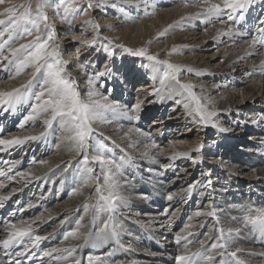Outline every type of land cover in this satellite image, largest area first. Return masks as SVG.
Listing matches in <instances>:
<instances>
[{"label":"bare ground","instance_id":"6f19581e","mask_svg":"<svg viewBox=\"0 0 264 264\" xmlns=\"http://www.w3.org/2000/svg\"><path fill=\"white\" fill-rule=\"evenodd\" d=\"M79 1L86 11L77 14L76 25L62 22L63 11L60 9L57 14L58 0H50L48 10L44 11L49 19L48 28L59 45L61 59L66 62V72L76 81L81 96L87 98L89 76L94 78L108 66L110 75L94 79V87L101 95H107L109 102H117L128 109V115L104 112V120L93 125L95 139L90 142L95 145L102 141L107 146L103 155L115 163L105 166V170L121 166L117 191L123 201L114 214L119 238L100 242L89 236L103 227L102 221L108 219V214L95 213L93 222L96 181L83 183L80 169L84 165L78 163L82 156L74 150L69 134L58 120L53 122L51 129H46L43 121L48 116L43 114L20 128L32 108L22 111L16 110L17 106L7 111L0 108V138L39 136L42 132L45 135L0 151V171L5 173L0 176V184L4 185L0 187V197H11L0 207V241L7 236V225L21 226L22 221L25 224L35 221L32 238L41 236L44 239L38 247H32L29 237L23 240L28 251L36 254L33 264H75L77 260L80 264H89V257L93 258L92 264H171L170 255L177 258L186 251L196 252L201 249V242L205 251L208 244L218 242L220 229L226 236L231 229L232 235L227 237L228 246L224 251H235L243 260L255 258L257 263L264 264V248L251 236L252 224L248 223L250 216L264 212V34L258 31L264 28L261 23L264 21V0H249L244 9L232 12L231 15L243 16L242 20L234 16L235 21L228 19L227 10L219 17L196 18L195 14L200 11L192 8L198 0H191L188 6H185L186 0H111L133 1V12L139 16L134 23L129 21L133 13L128 8L107 4L106 10L101 2L109 3L108 0ZM212 2L220 3L221 0ZM89 3L93 5L90 9ZM4 8L0 5V12ZM183 9L188 12L185 14ZM182 17L191 18L182 20ZM0 19L6 20L7 16L0 15ZM86 20L100 25L101 35L97 39L100 43L106 41L104 37L111 36L117 38V45L123 44L133 50L147 47L149 54L181 66L182 70L177 73L180 83L193 84L200 103L217 111L213 122L217 125L222 120L232 126L220 131L219 125H205L198 116L193 118L195 113L189 115L184 104L189 103L194 108L195 102L187 93L180 94L182 90L175 81L163 79L166 66L152 67L144 58L125 56L119 48L115 52L112 49L109 56L104 46L95 50V44L85 46L84 41L96 36V30L84 24ZM203 23L209 24V28L202 29ZM234 24L249 35L253 32L251 39ZM3 27L0 25V30ZM40 27L42 38H46L49 32L44 24ZM229 27L233 29L230 35L226 34ZM165 29V36L159 37ZM254 38L258 42L250 47ZM3 39H7V33ZM31 39L25 36L9 41L0 51V58L10 55L9 46L18 47ZM196 41L198 43L194 44ZM174 46L176 53L169 55ZM214 48L217 50L206 58L203 52ZM104 57L103 65L96 69ZM218 59V63H212ZM189 68L193 71L189 72ZM32 72L33 68L28 67L18 77L10 79V75H15L14 66L8 69L0 66V90L10 91L27 84ZM258 73L263 76L256 79L254 76ZM241 75L252 77L251 84H244L247 79L239 84L236 76ZM41 83L42 77L37 76L26 92L22 89L25 99L20 102L21 108L33 106L30 93L32 95L36 87L39 92ZM34 102V105L38 103L35 98ZM136 104L141 107L134 111ZM149 118L153 120L146 125ZM236 118L240 120L236 122ZM136 129L149 135L142 136ZM245 130L250 132L249 136H244ZM101 132L102 137L98 135ZM151 144L159 148L146 147ZM200 145L203 147L198 152L196 149ZM145 152L148 155H143ZM181 152L188 155L176 156ZM91 154H94L92 147L89 148ZM173 156L176 158L172 159ZM40 160L48 163H38ZM88 167L93 169L94 176L101 175L99 163L90 162ZM20 173L27 175L22 177ZM100 183H103L102 176ZM190 186L192 191L188 192ZM170 194L173 195L171 201L167 199ZM84 205H88L87 212ZM209 211H214L215 216L207 215ZM198 212L201 215L197 216ZM73 231L77 235L69 236ZM178 235L187 236V240L177 244ZM73 247L76 251L71 256L65 252L43 255L54 248ZM38 250H41L39 254ZM5 251L0 243V264H11ZM217 251L209 254L215 255ZM57 256L61 259L57 260ZM65 256L68 258L64 259Z\"/></svg>","mask_w":264,"mask_h":264},{"label":"snow or ice","instance_id":"6c2138e0","mask_svg":"<svg viewBox=\"0 0 264 264\" xmlns=\"http://www.w3.org/2000/svg\"><path fill=\"white\" fill-rule=\"evenodd\" d=\"M9 0H0V5L8 4ZM188 3H191V0H186L185 6H188ZM249 0H221L220 3H213L212 0H198L197 6L202 9V11L195 14L196 18H201L207 20L212 16H221L225 14L226 10L228 12V19L235 21V17L231 15L232 12L237 10L244 9ZM48 6V0H36L35 10L31 7V2L28 0L27 7L23 4H12L11 6L5 7L3 12H0V15L7 16V19H0V25H3V29L0 30V51L4 50L6 46L9 45V41H12L14 38L23 39L25 36L32 37L27 43H21L18 47H8L10 53L9 56H3L0 58V66L5 69H8L9 66H14L15 75H10V79H15L18 77L26 68L32 67V79L28 81L27 84L21 85L19 88H12L10 91L0 90V108H3L4 111H7L9 108L14 109L16 104L22 102L25 97L22 93V89L26 92L29 86L32 84L33 80L37 76L42 77V83L39 85L40 91L33 93L34 98L38 101L37 104L32 106V111L24 117V121L19 125L20 128H23L24 125L30 121L38 118L39 115H47L48 118L44 119L43 124L46 129H51L53 122H59L61 128L69 134L68 138L72 141L75 146V151L78 155L82 156V160L78 161L84 165L80 169V174L83 177V183L87 184L89 180H95V192L97 194L96 204L93 205V222H95V213L105 212L108 214V219L103 220V227H100L98 231L94 234L90 233V237H94L97 241L103 242L109 239H118L119 238V228L114 223V214L118 205L123 201V197L118 193L117 186V175L120 174V165H115L113 167L105 166L112 165L115 162L107 160L103 153L107 151V146L102 142L98 141L95 145L90 144L91 141L95 139L94 133L96 129L93 125L98 121L104 120V112H111L113 114L128 115V109L121 106L117 102H109L107 95H101L94 87V79H99L106 75H110L111 69L108 66H105L104 71H99L95 74V77L89 76L87 83L90 86L87 91V98H83L81 93L77 90L76 81L71 78V76L66 72L65 64L66 62L61 59V53L58 50L59 45L55 43L54 35L51 34V29L48 28L49 19L44 11ZM89 9L93 7L91 3L87 6ZM23 8L22 12L18 10ZM62 8L63 15L61 16L62 22L67 23L69 26L72 25L73 19L69 17H75L76 14L82 13L83 11L79 6H72L68 3V0H58L57 4V14ZM191 17H182V20L190 19ZM241 20L243 16L239 17ZM264 24V21H261ZM44 24L45 30L49 32L46 38L41 36V27L40 25ZM84 24L90 25L96 30V36L91 41H84L85 46H93L97 39L100 38V25L95 24L92 20L84 21ZM172 28V25L168 26ZM258 31L264 34V28H259ZM167 29L160 32L159 37L165 36ZM233 29L228 28V35L232 34ZM5 33H7V39H3ZM35 33V35H34ZM104 40L107 41V44L104 45V50L108 52V55L111 56L112 52L109 50V47L113 44V41L108 37H104ZM257 39H253L252 45L254 46L257 43ZM151 43V41H149ZM51 45V46H50ZM116 47L123 49L129 55L134 57H141L151 62L152 67L163 65L166 66L167 71L164 73V80L171 79L175 81L179 88L182 90L180 94L187 93V96L191 101L195 102V107L192 108L189 103H185L184 107L189 109V115H195L199 117L200 122L205 125L211 124L213 127L217 125L213 122L212 118L217 115V111L209 110L207 107L200 103L199 98L196 97L193 89L194 85L191 83H180V80L177 76L182 69L181 66L175 65L170 62V60H161L158 58V55L149 54L147 47H140L133 50L128 48L123 44L116 45ZM177 49L174 46L169 55L176 53ZM264 64V62H262ZM148 66V65H146ZM83 67V64H81ZM189 72L193 71L191 68L187 69ZM199 74V73H197ZM163 82V81H162ZM157 91L158 90H154ZM47 97V98H45ZM178 104L179 100L176 101ZM141 107L140 104L134 106V111L139 110ZM131 118V117H130ZM132 129H129L131 132ZM138 133L142 136H148V133L140 132L139 129H136ZM220 131H226L224 128H220ZM45 135L44 132L37 135H27L23 138L13 136L11 138H0V151L7 150L14 146L22 145L29 140H38ZM99 136H103V133H99ZM128 133H125L127 136ZM108 139V138H105ZM169 144H172V141H169ZM92 147L94 154L89 155V148ZM146 147L159 148L156 144L147 145ZM203 145H200L196 151H200ZM143 155H148L145 152ZM188 153L181 152L176 153V156H187ZM176 156L171 157L175 159ZM199 159V158H198ZM198 159L195 162H198ZM90 162H96L101 165V175L94 176L93 169L88 167ZM38 163L47 164L48 161L40 160ZM14 167V165H13ZM168 167V166H166ZM11 170V169H9ZM5 173L0 171V176H4ZM22 177L27 175L26 173H20ZM207 175V173H205ZM102 176L103 183H100ZM208 185H211L209 180ZM0 187H4L3 184H0ZM75 191V190H74ZM192 191V186L189 187L188 192ZM10 196L0 197V207L4 206V202L9 200ZM146 198V197H145ZM168 200L173 199V195L170 194L167 197ZM84 211H88V205H84ZM197 216L201 213H197ZM209 216H215L214 211H209L207 213ZM37 219H40L39 217ZM82 219V218H81ZM35 223L25 224L21 222V226L16 224H9L6 226L5 231L7 236L5 239L0 241L5 249L11 248L13 245L20 244L25 237L32 239V247H38L39 242L44 239L41 236H35L32 238V225ZM248 223L252 224L258 230L264 232V212H260L255 216H250ZM238 231V230H237ZM69 236L75 237L77 235L76 231L68 233ZM191 235V233H189ZM232 235V230L230 229L227 233V236L224 233L223 229H220V235L217 237V243L211 245L212 249L219 250L215 255L206 254L201 250L196 252L188 253L178 256L176 259L179 264H200V261H203L204 264H227L223 257L226 255L224 249L227 248L228 242L227 237ZM67 239V236L65 237ZM182 240H187V236H176V243L180 244ZM204 248L203 242H201V249ZM76 251V248L71 249H52L51 251H46L43 253L44 256H52L54 252H65L68 256H71ZM28 252L27 246L22 252L16 253L17 256H25ZM35 255V253H31ZM217 255L221 259L217 262ZM236 252H231L232 257H236ZM68 256L63 257L67 259ZM57 260L61 257H55ZM99 259V258H95ZM92 257H89V264H92ZM15 264H20L19 260L15 261ZM75 264H80L77 260ZM243 264V262H239Z\"/></svg>","mask_w":264,"mask_h":264},{"label":"rangeland","instance_id":"374dc122","mask_svg":"<svg viewBox=\"0 0 264 264\" xmlns=\"http://www.w3.org/2000/svg\"><path fill=\"white\" fill-rule=\"evenodd\" d=\"M50 0H48V2H49ZM171 1H175V0H171ZM19 2V3H18ZM30 2H31V7H32V9L33 10H35V8H36V1H34V0H30ZM68 2H69V4H73L72 6H81V3H80V1L79 0H68ZM77 2V3H76ZM108 2L109 3H103V2H101L102 4H103V8H105L104 6L105 5H113L114 6V4H117V6L118 7H121L122 9H125V10H130V13H133V16H130L129 18H130V23H134L135 21L137 22L138 21V17L139 16H137L138 15V13L136 14L135 12H133V7H134V4H133V1H132V3H131V1H128V2H130V3H128V2H125V1H111V0H108ZM17 4V5H19V4H23V5H25V7H27V4H28V0H9V3L8 4H5V5H3L4 7H8V6H11L12 4ZM185 3H186V1H185ZM33 4V5H32ZM35 4V5H34ZM164 4V3H163ZM195 5L197 4V3H194ZM143 5L144 4H142L141 5V7H143ZM157 5V4H156ZM146 7H148V5L146 6ZM81 8V7H80ZM102 8V9H103ZM128 8V9H127ZM45 9H47V7L45 8ZM44 9V10H45ZM82 9V8H81ZM106 10H107V8H105ZM150 9V8H149ZM193 10H199V11H201L202 9L200 8V7H198L197 5L196 6H194L193 8H192ZM24 9L23 8H20L18 11L19 12H22ZM48 10V9H47ZM61 10H62V8H61ZM117 10H119V11H122L121 9H117ZM184 11H185V9H183ZM63 11V10H62ZM153 12L155 11V8H154V10H152ZM151 11V12H152ZM188 12V10H186L184 13L186 14ZM109 13H111V12H108L107 14H109ZM80 14V13H79ZM78 14V15H79ZM135 14H136V16H135ZM151 14V13H150ZM232 16H237L238 18L240 17L239 15H235V14H233ZM135 18V20H133V18ZM70 18V17H69ZM77 18V14L75 15V17L73 18V17H71V19H73V23H72V25H76L77 24V22L75 21V19ZM132 18V19H131ZM137 19V20H136ZM234 27H236L239 31H241V32H243L246 36H250L249 37V39H251V36L253 35V32H252V34L251 35H249L245 30H243L240 26H238L237 24H234L233 25ZM202 27V29H208L209 28V24H207V23H203V25L201 26ZM109 39H111L112 41H113V44L109 47V50L111 51L112 49H113V51L115 52V49H118V47H116V45H117V43H115L117 40V38H112L111 36H109L108 37ZM199 38L200 37H198V40H199ZM15 42V41H14ZM102 42V41H101ZM192 43H193V41H191ZM195 43H198V41H196V42H194V44ZM104 44H107V41H103V43H100V41H97L96 43H95V45H94V47H93V49L95 50V49H97V48H99V47H101V46H104ZM261 47V46H260ZM119 49H121V48H119ZM118 49V50H119ZM217 50V48H214V49H210V51L208 50V51H206V52H203L204 53V55H205V57L206 58H208V56H210L212 53H214L215 51ZM94 52V51H93ZM106 52V51H105ZM123 54L125 55V56H129V54L127 53V52H125L124 50H123ZM104 56H106L107 57V54L106 55H104ZM219 56V54L218 55H216V57H218ZM106 57H104V59H102L101 60V62H99L98 63V67L96 68V69H99V67L101 68V66L103 65V61L105 60V58ZM215 57V58H216ZM213 60H215V59H213ZM146 62H149V61H147L146 60ZM219 62V59H218V61H213L212 63H218ZM253 64V63H252ZM251 66H253V65H251ZM217 68V67H216ZM261 76H263V74H261V73H258V74H256L254 77H256V79H258V78H260ZM240 77H242V78H245V77H243V75H241V76H236V80H238V83L240 84V83H242L243 82V80H246L247 79V81H244V84H251V81H249V80H252V77L251 78H245V79H242V78H240ZM238 88H240L241 86H237ZM37 89H38V87H36L34 90H33V92H32V94L33 93H37ZM31 98H32V100H31ZM30 101H32V105H34V95H31V93H30V99H29ZM19 104L21 105V103H18V104H16V106H15V108H17V106H18V108L16 109V110H25V111H28V110H30L32 107H23V108H21L22 107V105L21 106H19ZM3 108H1V110H2ZM22 110V111H23ZM23 115H21V117H22ZM21 117H19V118H21ZM18 118V119H19ZM237 119H239L240 120V118H236V122L237 121H239V120H237ZM153 120V118H149L147 121H146V125H149L150 124V121H152ZM20 121V120H19ZM240 123V122H239ZM231 124V123H230ZM230 124H228L227 122H225V121H218L217 122V125H219V128H224V129H228L230 126H232V125H230ZM232 128V127H231ZM246 131V133L244 134V136H249V134H250V132H248L247 130H245ZM171 136V135H170ZM169 139H170V137H169Z\"/></svg>","mask_w":264,"mask_h":264}]
</instances>
